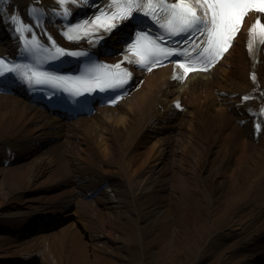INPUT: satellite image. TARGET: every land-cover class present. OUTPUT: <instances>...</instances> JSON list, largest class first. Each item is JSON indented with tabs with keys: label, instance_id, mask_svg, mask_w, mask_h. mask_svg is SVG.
<instances>
[{
	"label": "bare ground",
	"instance_id": "1",
	"mask_svg": "<svg viewBox=\"0 0 264 264\" xmlns=\"http://www.w3.org/2000/svg\"><path fill=\"white\" fill-rule=\"evenodd\" d=\"M10 1L27 20L28 9L35 5L30 0ZM53 7L46 2L43 10L50 19L42 22L60 46H99V51L117 47L116 34L104 35L109 41L103 44L88 37L67 39L52 15ZM255 15L246 18L231 49L211 72L192 75L185 84L169 80L170 67L144 73L117 105L62 123L64 141L56 153L31 159L25 156L31 150L22 146L15 163L0 164V219L33 217L35 222L37 216L31 213L35 208L53 220L45 223L51 230H40L31 238L24 231H31V226L18 230L25 238L16 245L9 243L10 237L0 236L6 242L0 245V257L3 252L9 257L1 259L47 264L46 252L52 264H132L129 248L138 255L136 264H242L247 260L241 249H258L256 237L264 229V205L257 209L264 204V131H257L260 120L253 113L264 104V45L260 44L259 59L253 62L248 35ZM6 33H0V52L17 46L16 37ZM5 81L11 87L27 83L14 74ZM244 96L250 99L245 101ZM177 99L186 112L176 118V133L147 140L140 148L138 141L152 132L156 111H167ZM56 121L28 96L0 93V144L24 145L42 127L55 128ZM0 155L7 154L1 149ZM83 169L92 172L87 177L91 185L94 177H114L116 185L100 201H85L76 185L77 170ZM190 197L198 214L188 227ZM65 198L74 204H61ZM133 233L137 245L131 244ZM144 236L158 250L149 248L145 255ZM110 243L116 245L108 250Z\"/></svg>",
	"mask_w": 264,
	"mask_h": 264
},
{
	"label": "snow or ice",
	"instance_id": "2",
	"mask_svg": "<svg viewBox=\"0 0 264 264\" xmlns=\"http://www.w3.org/2000/svg\"><path fill=\"white\" fill-rule=\"evenodd\" d=\"M5 3L6 0H0V13H8L6 19L12 25V31L18 41L23 40V46L18 51L30 53L39 64L59 61L67 56H89L85 51L60 46L47 33L42 21L50 17L43 9L30 7L28 19L25 20L19 10L9 12L4 7ZM71 5L83 8L95 6V11L90 16L73 21ZM250 11L259 14L249 28L251 50L252 41L264 45V21L261 20L264 0H101L99 5L97 0H57V8L52 15L60 17L62 23L67 22L66 30L62 31L67 39L73 41L90 37L92 42H98L102 36L96 33L119 35L121 25L134 22L137 26L134 32L121 37L124 44L120 50L123 61L148 68L176 54L178 58L172 62L183 70L178 77L182 78L196 70L194 66H203L206 70L221 57L239 33L244 17ZM150 22L159 26V34L154 26L152 35H149ZM41 35L44 39L40 38ZM165 39L170 44H165ZM181 44L185 46L181 47ZM123 61L115 64L94 62L79 75H72L37 64L17 63L7 56H0V78L7 79L14 74L29 85H46L76 96L95 93L97 89L113 90L114 95L106 102L115 104L121 98V93L116 90H122L132 75L129 68L123 66ZM252 75L255 80L256 74ZM242 99L246 101L250 97L244 96ZM256 127L264 131V119L258 121Z\"/></svg>",
	"mask_w": 264,
	"mask_h": 264
},
{
	"label": "rangeland",
	"instance_id": "3",
	"mask_svg": "<svg viewBox=\"0 0 264 264\" xmlns=\"http://www.w3.org/2000/svg\"><path fill=\"white\" fill-rule=\"evenodd\" d=\"M194 198L196 199V197H194ZM15 200H16V198H15V195H14V196L11 197L10 201L14 202ZM187 202H188V208H187V216L188 217L186 219V225L188 227H191L193 225V222H195L196 215L198 214V209H197V206L194 204L192 197H190L189 201H187ZM203 209H204V207H203V205H201L200 210H201L202 213H203ZM137 221L138 220H135L133 222V224H135ZM143 232L145 233V230H143ZM130 238H131L130 241L132 242L131 244H133V245H137L138 244L137 243V237H136V235L134 233L130 236ZM10 242H11V240H9V243ZM1 244L6 245L5 239L2 238V237L0 238V245ZM110 245L115 246L116 244L115 243L114 244L110 243L109 245L106 244V247H107L108 250H111V246ZM143 246H144L145 255L147 254V250L149 248H154L155 250H158V247L155 245V243L152 242L151 240L147 239V237H145V236H144V239H143ZM127 253H128V256L134 260V262L132 264H136L135 262H137V260H138V257H137L138 255H136L131 249H130V252H129V248H127ZM43 255H44L43 259L45 260V262L47 264H52V262H51V260L49 258L50 256L46 252H43ZM2 256H4V253L2 254ZM146 260H148L147 257H146ZM124 263L128 264V261H124Z\"/></svg>",
	"mask_w": 264,
	"mask_h": 264
}]
</instances>
